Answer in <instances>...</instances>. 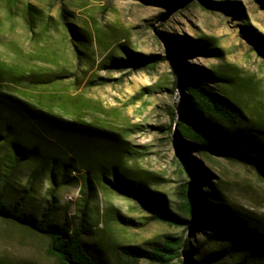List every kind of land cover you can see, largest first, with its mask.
Listing matches in <instances>:
<instances>
[{"label":"rangeland","instance_id":"1","mask_svg":"<svg viewBox=\"0 0 264 264\" xmlns=\"http://www.w3.org/2000/svg\"><path fill=\"white\" fill-rule=\"evenodd\" d=\"M262 47L264 0H0V61L35 73L36 79L58 78L29 87L5 80L1 87L82 101V118L121 132L137 150L123 165L145 179L169 214L183 219L181 225L153 220L136 200L101 185L91 193L83 172H75L77 178L59 191L57 220L71 219L91 197L85 244L94 258L102 264H154L130 262L122 247L152 250L167 239L190 238L201 249L203 243L212 247L204 228L189 224L178 208L180 187L190 181L192 190L197 183L184 167L187 160L170 118L181 92L174 75L175 49L180 61L218 71L224 77L221 85L264 134ZM152 56L160 61L154 68L118 69L128 58L146 62ZM191 155L241 215L264 225L263 179L224 157ZM199 186L213 192L211 186ZM47 187V182L41 185L40 204ZM46 246L45 238L0 219V264H59ZM172 264H187L186 257Z\"/></svg>","mask_w":264,"mask_h":264},{"label":"trees","instance_id":"2","mask_svg":"<svg viewBox=\"0 0 264 264\" xmlns=\"http://www.w3.org/2000/svg\"><path fill=\"white\" fill-rule=\"evenodd\" d=\"M166 1L175 4V0ZM165 38L170 40V35ZM176 52L174 75L181 92L169 109L170 118L187 160L184 167L197 183L192 190L190 181L180 187L178 208L189 217V224L204 228L205 240L213 245L206 248L203 243L201 249L190 238L167 239L152 250L122 247L123 256L132 263L144 259L172 264L184 256L187 264H264V225L241 215L224 191L211 183L202 162L191 155L196 153L203 160L211 154L224 157L250 167L264 180L262 129L251 123L228 87L221 85L224 77L218 71L206 72L182 62ZM261 52L264 54V47ZM155 57L146 62L128 58L118 69L154 68L160 63ZM5 80L29 87L54 83L58 78L36 79L35 73L0 61L1 220L45 238L47 254L59 264H102L85 244L91 228L90 196L71 219L57 220L60 189L77 178L75 172H83L84 186L91 193L101 185L141 203L153 220L181 225L183 219L167 212L164 200L160 202L159 194L147 188L145 179L123 165L137 150L121 132L82 118L84 104L76 97L10 92L1 87ZM44 182L48 187L40 204ZM202 184L211 186L213 192L202 191Z\"/></svg>","mask_w":264,"mask_h":264}]
</instances>
